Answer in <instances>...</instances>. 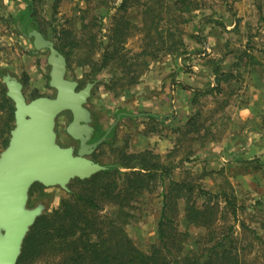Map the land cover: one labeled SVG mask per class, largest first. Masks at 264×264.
Wrapping results in <instances>:
<instances>
[{
	"label": "trees",
	"instance_id": "trees-1",
	"mask_svg": "<svg viewBox=\"0 0 264 264\" xmlns=\"http://www.w3.org/2000/svg\"><path fill=\"white\" fill-rule=\"evenodd\" d=\"M29 2L27 12L22 14L25 21L21 22L20 17L17 20L21 26H30L34 21L36 0ZM198 6V0H121L106 11V17L92 15L91 18L90 11L85 9L80 17L81 27L61 25L54 30L53 42L69 67L73 61L79 66L90 65L88 78H96L111 67L126 80L116 85H131L137 83L149 61L184 53L186 15ZM132 9L139 10L138 18H128ZM107 17L110 25L105 29L103 23ZM32 28L48 37L40 26L34 24ZM136 36L141 37L142 44L140 51L133 53L126 46ZM3 74L0 69V111L5 113L0 116V144L5 149L14 128L15 108L6 95ZM214 90L222 91L220 80ZM199 115L192 116L176 130L184 137L179 138L180 142L188 140L190 134L204 139L206 133L201 134L202 125L196 123ZM101 136L95 129L92 141ZM117 151V159L106 165V170L86 180L71 181L67 197L61 200L58 209L36 220L24 240L17 264H264V253L261 258L254 254L258 245L264 249V240L257 231L240 222L239 208L227 194L223 195L222 205L217 195L201 186L174 180L173 173L179 164L161 163L152 153L128 154L123 148ZM174 152L177 150L170 152L167 159ZM97 155V152L93 154ZM187 159L188 154L180 162ZM159 185L162 207L156 239L140 248L127 231L135 215L133 203L154 193ZM35 186L44 188L35 184L30 192ZM106 206L114 208L111 215L101 213ZM180 218L187 227L205 230L191 242L194 249L187 246L194 237L179 229ZM238 222L241 238L236 230Z\"/></svg>",
	"mask_w": 264,
	"mask_h": 264
},
{
	"label": "rangeland",
	"instance_id": "rangeland-1",
	"mask_svg": "<svg viewBox=\"0 0 264 264\" xmlns=\"http://www.w3.org/2000/svg\"><path fill=\"white\" fill-rule=\"evenodd\" d=\"M29 1L0 0V69L28 83L30 79L31 84L41 82L44 85L49 82L48 51L33 52L16 28L20 11L28 10L24 2ZM198 1V9L186 15L187 22L183 26L184 53L162 56L149 67L150 71L154 68L165 76L169 100L172 99L171 91L183 92L175 107L179 114H190L189 118L199 113L196 123L202 125L201 134L206 133L202 140L197 134H190L186 137L188 140L180 142L179 138L184 137L174 127L172 135L176 142L171 152L175 149L177 152L166 163L179 164L173 173L174 180L201 186L217 195L222 205L223 195L227 194L239 208L240 222L257 231L264 240V0ZM120 3L121 0H36L33 3L36 13L29 28L34 24L40 26L53 41L54 30L61 25L70 23L81 27L80 17L85 9L90 11L91 18L92 15L106 17V11ZM138 16L137 9L128 14L132 19ZM103 25L105 29L109 27L110 19H105ZM141 44V37L136 36L129 40L127 48L136 53ZM216 71L219 74L215 75ZM77 75L81 76L82 71L77 70L68 77ZM154 77L148 78L147 82L151 83L147 85L148 90L163 94L164 89L158 90L161 85H154ZM217 80L222 88L220 93L213 91ZM47 94L55 96L52 90ZM109 106L117 107V102ZM71 120L69 112L57 118V142L64 147L77 146L66 133ZM123 143L121 141L120 147L115 148L106 146L92 159L104 166L112 164L117 159V149L125 146ZM3 150L0 144V153ZM187 154V161L180 162ZM161 193L159 185L154 193L133 203L135 215L127 231L140 248L156 239ZM65 197L66 192L58 187L35 186L30 192L28 207L41 204L45 207L43 214H48L58 209ZM113 210L112 206H106L101 213L111 215ZM179 229L187 230L194 237L187 243L191 249H194L191 242L205 233L201 228L187 227L183 218L179 219ZM236 230L241 238L239 222ZM262 253L264 249L258 245L254 254L261 258Z\"/></svg>",
	"mask_w": 264,
	"mask_h": 264
},
{
	"label": "water",
	"instance_id": "water-1",
	"mask_svg": "<svg viewBox=\"0 0 264 264\" xmlns=\"http://www.w3.org/2000/svg\"><path fill=\"white\" fill-rule=\"evenodd\" d=\"M24 36L32 39L35 50L48 51V85L55 96L28 100L17 78L6 75L2 79L14 104L15 121L8 145L0 153V264H17L26 236L43 215V205L28 207L32 186L69 192L71 181L86 180L106 170L91 157L111 131L89 143L95 128L87 103L94 82L80 88L79 82L70 80L65 56L38 30L27 28ZM65 112L72 116L66 133L78 143L77 151L75 146L57 142V118Z\"/></svg>",
	"mask_w": 264,
	"mask_h": 264
},
{
	"label": "crops",
	"instance_id": "crops-1",
	"mask_svg": "<svg viewBox=\"0 0 264 264\" xmlns=\"http://www.w3.org/2000/svg\"><path fill=\"white\" fill-rule=\"evenodd\" d=\"M24 3L28 5V2ZM22 14H24V11L21 10L19 17L21 22H24L26 16H22ZM108 18L109 17L105 19ZM21 22L17 21L16 28L17 31L24 36L29 26H21ZM24 37L29 42L30 46H32L33 52L39 54L40 51L35 50L32 39L26 36ZM96 57L98 58L99 55ZM161 58L155 61H149L148 67L141 70V75L137 79V83L131 85L127 83L116 85L117 82L123 83L126 80L122 79L123 76L121 72L119 73L111 67L101 71L96 78H88L87 75L91 72L90 65L79 66L75 61L70 64V67L67 65V77L70 73L76 74L77 70L82 71L81 76L68 77L70 80L79 82L80 87L85 86L89 82H94L95 84L91 97L88 100L87 108L91 112L92 118L94 117L97 135H102L101 138H103L109 130H111L105 142L99 145V148L97 147L96 152L98 154L101 150L105 149L106 146H111L113 148L120 147L121 144L119 145V143L124 141L123 145L125 146L120 149H125L128 154L142 155L145 153H152L159 157L161 163L163 162L166 164L167 156L176 142L172 135V132H174L173 128L177 127V130L183 127L187 123L190 114H184L183 112L179 114L178 108L175 107L176 100H179L183 92L178 91V89L171 91L172 96L170 97L172 99L169 100L165 76L162 77L160 70L155 71L154 68L151 69L152 71L149 70V67H152L151 65L161 60ZM46 67H49L48 64ZM2 71L4 73L3 77L11 75L23 84V91L27 99L28 96L32 98L35 95L39 97H53L47 94L50 90L55 92L48 84L44 83L43 85L41 82L37 85L31 84L32 82L30 79L28 83L11 72ZM153 75L156 80L154 85L160 84L161 86H159L160 88H158V90L161 91L164 89L163 94H161V92H159V94L151 93L153 90H148L147 85H151V83L147 81L148 78H151ZM26 77L28 79L27 74ZM83 82H85L84 85ZM114 102H117V107L109 106V104ZM177 103H179V101ZM4 115L5 113L0 111V116ZM176 115H179V117L176 118ZM150 116H152V118ZM122 128H124L126 132H124Z\"/></svg>",
	"mask_w": 264,
	"mask_h": 264
},
{
	"label": "flooded vegetation",
	"instance_id": "flooded-vegetation-1",
	"mask_svg": "<svg viewBox=\"0 0 264 264\" xmlns=\"http://www.w3.org/2000/svg\"><path fill=\"white\" fill-rule=\"evenodd\" d=\"M79 85H80V83H79ZM83 87H85V86H83ZM83 87H80V88H83ZM94 141H90L89 143H93ZM72 146H75V145H72ZM78 143H77V146H75V150L77 151L78 150ZM96 152V151H95ZM93 156V155H92ZM91 159H92V157H91ZM93 160V159H92ZM96 162V161H95Z\"/></svg>",
	"mask_w": 264,
	"mask_h": 264
}]
</instances>
